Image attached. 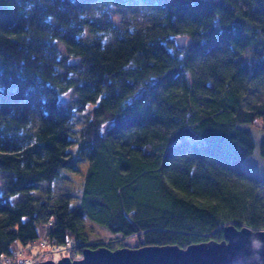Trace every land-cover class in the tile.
Masks as SVG:
<instances>
[{
	"label": "trees",
	"instance_id": "obj_1",
	"mask_svg": "<svg viewBox=\"0 0 264 264\" xmlns=\"http://www.w3.org/2000/svg\"><path fill=\"white\" fill-rule=\"evenodd\" d=\"M257 87L264 0H0V257L37 254L42 234L83 243L71 258L124 246L90 241L87 220L134 247L264 229V178L241 166L247 126L264 130ZM72 158L88 160L73 208Z\"/></svg>",
	"mask_w": 264,
	"mask_h": 264
},
{
	"label": "water",
	"instance_id": "obj_2",
	"mask_svg": "<svg viewBox=\"0 0 264 264\" xmlns=\"http://www.w3.org/2000/svg\"><path fill=\"white\" fill-rule=\"evenodd\" d=\"M174 40L178 48H183L187 35H177ZM79 61L77 57L69 63L77 65ZM222 234L220 241L192 243L185 248L170 244L116 249L84 247L80 258L64 256L38 264H264V229L228 223L222 227Z\"/></svg>",
	"mask_w": 264,
	"mask_h": 264
},
{
	"label": "rangeland",
	"instance_id": "obj_3",
	"mask_svg": "<svg viewBox=\"0 0 264 264\" xmlns=\"http://www.w3.org/2000/svg\"><path fill=\"white\" fill-rule=\"evenodd\" d=\"M141 11H142V8L137 9L135 7H131L130 9L125 10L123 16L124 17L132 16V17H135L136 19L143 18V15L140 14ZM247 100L250 103H256V102L260 103L264 101V91L262 90V87H257V89L252 91L248 95ZM73 123H74L73 127L76 128L77 126L81 125L83 122L81 118L76 117ZM256 123L259 126L258 120H256ZM258 126H256L255 124L247 126L253 134V137L255 140V148L251 155H249L248 157L242 160L241 166L251 175L258 177V178H264V158L259 153V144L261 140L264 138V130ZM69 150L73 153L75 151V145L74 144L70 145ZM72 163L73 165H75L76 170H68V169L65 170L73 178L72 195H71L70 202H69L71 208L75 207L79 203V199H80V196L83 190L84 177H85V173L88 167V160L86 159L78 160L76 158H72ZM0 178H1V174H0ZM258 199H259V202L256 204L257 205L256 209L260 211L261 210L264 211V188L258 189ZM228 223H231V221L226 222L224 225ZM234 223L239 224V225L244 224V222H241V221H233V224ZM253 228H259V227H253ZM85 229H86L88 239L95 243L113 242L115 244V243L121 242V243H124V246L134 248V244L137 241V238L135 236H128L126 238H122L118 236L117 234H113L107 229H105L104 227L99 226L96 223L91 222L89 220L85 222ZM42 236L44 235L42 234ZM42 236L41 238H43ZM59 247H63V245H59ZM117 247H119V245ZM71 253H72L71 251L55 252L50 256L42 258L40 261L45 260V259H53L54 261H57L58 259L64 256H69L71 258ZM75 257L80 258L81 255L77 254ZM76 258H72V259H76Z\"/></svg>",
	"mask_w": 264,
	"mask_h": 264
},
{
	"label": "built area",
	"instance_id": "obj_4",
	"mask_svg": "<svg viewBox=\"0 0 264 264\" xmlns=\"http://www.w3.org/2000/svg\"><path fill=\"white\" fill-rule=\"evenodd\" d=\"M82 244L83 243L79 241H68L63 247H59V245L51 244L47 240L41 238L39 241L32 244L33 247L36 246L39 248L37 254L32 256H26L23 253L17 255H2L0 257V264H38L42 258L50 256L55 252L77 251Z\"/></svg>",
	"mask_w": 264,
	"mask_h": 264
}]
</instances>
